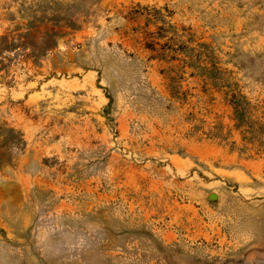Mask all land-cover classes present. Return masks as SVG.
<instances>
[{
  "label": "rangeland",
  "instance_id": "rangeland-1",
  "mask_svg": "<svg viewBox=\"0 0 264 264\" xmlns=\"http://www.w3.org/2000/svg\"><path fill=\"white\" fill-rule=\"evenodd\" d=\"M60 1L0 0V264H264V0Z\"/></svg>",
  "mask_w": 264,
  "mask_h": 264
},
{
  "label": "trees",
  "instance_id": "trees-1",
  "mask_svg": "<svg viewBox=\"0 0 264 264\" xmlns=\"http://www.w3.org/2000/svg\"><path fill=\"white\" fill-rule=\"evenodd\" d=\"M53 1L56 5L62 4V1H60V0H53ZM156 11H160V10L156 9ZM41 21H42V19H40L39 17H35V21H33L31 24H36V23L41 22ZM55 21L57 23H54V22L52 23V24H54L55 27L59 26L57 24L62 23L63 25L60 26L62 28H65V27H70L72 29L78 28V24L74 19H69V20H67V19H56ZM168 28H171L173 30L172 36L164 44V46H163L164 48L162 49L163 51L158 53V55H157L158 57H161L162 59H165L168 57L170 59V61H173V60L178 59L177 56H178L179 52L190 54L191 52H193L195 50L193 47H190V45H188L186 42L180 41L179 30L176 26L170 25ZM168 28L167 27H160V29L164 30L165 33L168 31ZM159 34L161 35V37L165 36L163 32H160ZM60 35H62V33L55 31V30H53L52 32H48L49 37H58ZM148 44H151V46H152L151 48H154L152 43H148ZM166 52H173V53L171 56L170 55L167 56ZM34 56L37 57L36 55H34ZM180 60H182L184 63H186L187 65L192 66V67H198L200 69L206 68L205 66H202V65H196V63H194V61L192 59H191V61L187 60V59H180ZM239 107H240L239 102H238V104L235 103L236 114L239 113Z\"/></svg>",
  "mask_w": 264,
  "mask_h": 264
},
{
  "label": "water",
  "instance_id": "water-1",
  "mask_svg": "<svg viewBox=\"0 0 264 264\" xmlns=\"http://www.w3.org/2000/svg\"><path fill=\"white\" fill-rule=\"evenodd\" d=\"M211 197H212L213 199H216V198H217V195H216V194H212Z\"/></svg>",
  "mask_w": 264,
  "mask_h": 264
}]
</instances>
